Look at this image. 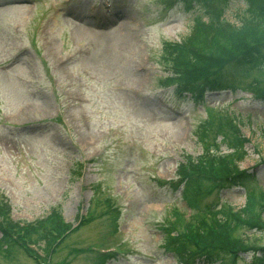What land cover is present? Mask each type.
Masks as SVG:
<instances>
[{
  "label": "rangeland",
  "instance_id": "1",
  "mask_svg": "<svg viewBox=\"0 0 264 264\" xmlns=\"http://www.w3.org/2000/svg\"><path fill=\"white\" fill-rule=\"evenodd\" d=\"M105 1L0 0V225L8 217L34 226L58 211L70 228L46 252L50 264H92L88 246L97 243L121 250L104 264H178L161 244L174 213L169 232L211 214L207 206L236 211L247 191L264 192V98L242 90L264 84V67L225 64L232 89L172 101L158 81L172 74L160 47L190 32L200 4ZM246 15L243 0H230L222 18L238 24ZM225 121L247 137L235 167L252 175L220 191L188 190V208L182 183L169 182L204 152L199 132L231 151ZM245 232L264 242V231ZM0 264L36 263L20 245L0 243Z\"/></svg>",
  "mask_w": 264,
  "mask_h": 264
},
{
  "label": "trees",
  "instance_id": "2",
  "mask_svg": "<svg viewBox=\"0 0 264 264\" xmlns=\"http://www.w3.org/2000/svg\"><path fill=\"white\" fill-rule=\"evenodd\" d=\"M169 1L166 0V3L170 4ZM175 1L186 6H191L190 2L195 1L200 4L202 11L194 17L190 32L180 41H163L160 47L164 65L172 72L169 77L163 78V84H172L175 94L188 90L194 99H200L207 89L231 87V83L222 76L225 64H231L229 67L233 70L241 67L246 73L255 67H264V0H243L247 15L239 24L222 18L229 0ZM206 113L209 114L210 111L206 110ZM210 118L207 117L206 121L210 122ZM229 122L225 121L226 126L235 131L227 141V145L233 147L232 151L218 156L213 152L215 157L210 156L208 151H216L218 144L214 140L207 141L208 136L199 132L197 138L204 144V152L193 159L186 157L191 169L182 171V180L171 183L175 188L182 183V195L189 207H193L194 200L193 196L186 194L188 190L192 194H199L204 183H209L212 188L228 186L238 184L252 175V172H240L235 167V162L245 155L242 149L245 138ZM217 129L221 130L219 124ZM222 133L229 136L223 130ZM263 211L264 192L256 195L253 190H249L240 213L217 209L216 212L221 213V216H217L216 212L210 210L209 217L199 214L195 222L183 223L182 231L169 232L171 221L176 218L174 213L173 218L167 222L168 226H165L167 231L161 244L174 254L178 264H194L196 261L207 264H237L240 258L244 264H264V242H258L260 238L256 239L255 235L245 232L249 229L264 231ZM177 216L179 220L181 215L178 211ZM4 222L0 225V243L5 248L20 245L29 255V249L24 246V242L22 244L16 241L22 239L23 235L12 238L11 227L18 229L21 232L19 234L26 233L30 240L43 242L41 249L45 255L52 250L54 244L60 242V235L62 237L69 228L61 221L56 210L48 213L41 223L25 228V232L23 227H18L9 219ZM30 232L34 237L29 236ZM241 253H249V260L245 261ZM108 256L109 254H97L92 264H104Z\"/></svg>",
  "mask_w": 264,
  "mask_h": 264
}]
</instances>
